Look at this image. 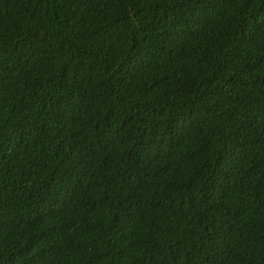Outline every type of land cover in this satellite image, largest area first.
Instances as JSON below:
<instances>
[{"label": "trees", "instance_id": "obj_1", "mask_svg": "<svg viewBox=\"0 0 264 264\" xmlns=\"http://www.w3.org/2000/svg\"><path fill=\"white\" fill-rule=\"evenodd\" d=\"M42 1L0 0V264H264V0Z\"/></svg>", "mask_w": 264, "mask_h": 264}, {"label": "clouds", "instance_id": "obj_2", "mask_svg": "<svg viewBox=\"0 0 264 264\" xmlns=\"http://www.w3.org/2000/svg\"><path fill=\"white\" fill-rule=\"evenodd\" d=\"M8 3H11V2H13L14 0H6ZM49 5V0H43L41 3H40V5H39V11L40 10H42V9H44V8H46L47 6ZM138 5V6H137ZM136 5V7H135V9H134V13L136 12H138V13H146L147 12V10H146V8H144L143 6H141V4L139 3V4H137ZM70 58H72L71 57V54H70V52L69 51H67L66 53H64V54H54L53 56H52V67H53V69H56V68H58V67H62V68H64L65 69V71H66V74H64V75H68V77H71V78H75V74L76 73H78V69L76 68V66H75V61H70ZM3 63V65L1 64L0 65V68H2V67H4V62H2ZM67 63H69L68 65H66V66H62V65H65V64H67ZM4 69V68H3ZM247 178V180L249 181V178L248 177H246ZM252 180V179H251ZM252 182H254L253 180H252Z\"/></svg>", "mask_w": 264, "mask_h": 264}]
</instances>
